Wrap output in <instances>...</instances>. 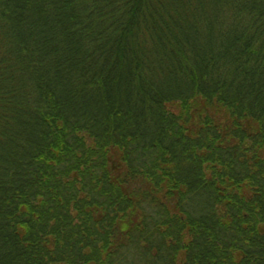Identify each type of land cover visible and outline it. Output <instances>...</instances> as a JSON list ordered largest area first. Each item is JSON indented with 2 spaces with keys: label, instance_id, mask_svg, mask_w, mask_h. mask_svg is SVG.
Returning <instances> with one entry per match:
<instances>
[{
  "label": "trees",
  "instance_id": "trees-1",
  "mask_svg": "<svg viewBox=\"0 0 264 264\" xmlns=\"http://www.w3.org/2000/svg\"><path fill=\"white\" fill-rule=\"evenodd\" d=\"M0 264H264V0H0Z\"/></svg>",
  "mask_w": 264,
  "mask_h": 264
}]
</instances>
